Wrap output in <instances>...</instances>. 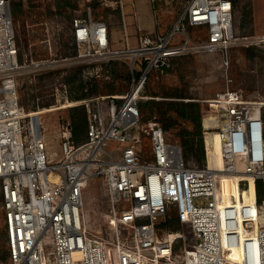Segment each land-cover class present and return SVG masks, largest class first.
I'll list each match as a JSON object with an SVG mask.
<instances>
[{
  "label": "built area",
  "instance_id": "2783aa9c",
  "mask_svg": "<svg viewBox=\"0 0 264 264\" xmlns=\"http://www.w3.org/2000/svg\"><path fill=\"white\" fill-rule=\"evenodd\" d=\"M72 25L77 53L70 64L84 61L89 68L119 53L111 51L105 21L78 16ZM189 28L205 38L190 35ZM140 30L128 54L139 76L125 93L81 100L85 138L76 143L73 123L65 120L59 128L62 155L55 160L40 120L43 111H27L19 99L22 83L54 69V61L20 59L10 0H0V195L12 264H264V99L231 88L227 75L226 87L205 100L204 164L186 159L157 115L142 122L140 109L149 98L143 91L152 72H165L177 57L211 47L228 74L232 48L264 46V34L239 35L233 0H188L169 30ZM178 32L184 42L174 40ZM96 68L86 74L101 77L102 66ZM62 86L59 102L66 103L55 109L77 104L69 102L67 84ZM216 138L220 165L212 156ZM112 139L125 144L115 154L106 149ZM94 177L103 178L109 197L106 234L92 231L82 216L83 191ZM225 177L238 185L237 204L225 202ZM252 188L253 198L247 194ZM169 212L179 230L165 225Z\"/></svg>",
  "mask_w": 264,
  "mask_h": 264
},
{
  "label": "rangeland",
  "instance_id": "374dc122",
  "mask_svg": "<svg viewBox=\"0 0 264 264\" xmlns=\"http://www.w3.org/2000/svg\"><path fill=\"white\" fill-rule=\"evenodd\" d=\"M187 2L188 0H10L20 59L54 61V69L43 72L33 83L25 81L19 90V99L27 111H43L40 120L50 156L57 160L62 155L60 125L67 119L73 123L71 113L75 107L81 106L86 110L85 105L79 103L83 99L71 98L73 86L68 78L80 69L83 80L97 78L100 93L94 96L125 93L134 77L139 76L138 71L131 70L128 54L137 45L141 35L140 28L143 31L169 30L177 22ZM78 16H91L108 24L112 37L111 51H119L113 53L114 59L91 64L89 68L84 61L70 64V57L77 53L72 21ZM234 25L239 35L264 34V0H237L234 3ZM188 31L194 37L199 34L197 28H189ZM199 37L205 38V34H199ZM174 40L184 42L185 36L178 32ZM125 49L128 52H121ZM229 59L228 74L221 65L219 52L194 51L174 59L172 67L165 72H152L148 75L143 91V95L149 98L140 102L144 104V117L158 114L160 106L157 102L192 97L201 104L203 118V110L207 106L205 100L226 87L227 75L231 78V88L242 90L249 98L264 99V46L234 47L230 51ZM111 64L115 67L113 74ZM106 65H109L111 74L105 69ZM101 66V77L97 73L93 76L86 74L89 69L96 70V67ZM109 82L116 89L114 93L107 90ZM63 84H67L69 88V102L77 104L55 109L66 103L63 99L59 102L63 96ZM177 94L189 98L177 97ZM160 122L168 140L182 145L179 135L181 124H174L166 129L164 122ZM84 137L85 134L82 139ZM203 139L205 141L204 135ZM145 143H149V140H145ZM124 146V143L112 139L107 141L106 149L115 154ZM184 153L189 162L200 164L193 154ZM204 161L206 163V157ZM222 189L229 190L226 180L222 181ZM83 200L82 216L88 227L94 232L102 230L106 234L110 204L102 177H94L88 181L83 191ZM171 215L175 216L173 212ZM7 251L9 247L6 220L0 195V264H12L9 257L4 258Z\"/></svg>",
  "mask_w": 264,
  "mask_h": 264
},
{
  "label": "trees",
  "instance_id": "16d2710c",
  "mask_svg": "<svg viewBox=\"0 0 264 264\" xmlns=\"http://www.w3.org/2000/svg\"><path fill=\"white\" fill-rule=\"evenodd\" d=\"M236 2L237 0H233V4H236ZM111 66L113 74V72L115 71V67L113 64H111L110 67ZM106 68L109 71V65H106L105 69ZM81 76V70L79 69L75 72V74L71 75L68 78V82L73 86V91L70 94L72 99H85L100 93V85L97 78L91 77L86 80H83ZM107 90L110 91V93H114V91H116L115 87L111 82H109ZM175 96L181 98H189L188 96H184L183 94H177ZM190 98L191 99L164 100L162 102H157V104H159L160 106L158 108V114L161 115V118H159V115L157 113L150 114L148 117H144V112L142 110V106L144 104L140 103L142 122H145L147 119L157 115L158 119L164 122V127L166 129H168L174 124H181L182 128L179 135L183 141L182 147L185 149L184 152L193 154L200 164H204L206 150L205 141L203 139L201 104L198 101L192 99V97ZM71 118L73 120L74 126V140L77 143L83 140V135L86 134V110L81 106L75 107L71 113ZM185 157L187 159L186 154ZM251 193L252 195H254L253 188L251 189ZM258 195L259 199L261 200V198L263 197V186L261 182H258ZM165 225H167V227L171 228L172 230H179L180 228L179 222L177 221L175 216L171 215V212H169V214L167 215V222L165 223ZM8 257L10 258V251H7L4 254L5 259Z\"/></svg>",
  "mask_w": 264,
  "mask_h": 264
},
{
  "label": "bare ground",
  "instance_id": "6f19581e",
  "mask_svg": "<svg viewBox=\"0 0 264 264\" xmlns=\"http://www.w3.org/2000/svg\"><path fill=\"white\" fill-rule=\"evenodd\" d=\"M194 52H214V50L211 47L206 48H197L194 50ZM35 114V113H33ZM214 163L217 165H220L222 162L221 159V152H220V145L219 140L216 138L215 141V150L212 152ZM226 180L227 188L229 186L228 191H223L224 199L227 204H237L239 203V188L234 178L231 177H225L223 178V181ZM251 192V191H250ZM250 197H254L252 193H247Z\"/></svg>",
  "mask_w": 264,
  "mask_h": 264
},
{
  "label": "water",
  "instance_id": "95a60500",
  "mask_svg": "<svg viewBox=\"0 0 264 264\" xmlns=\"http://www.w3.org/2000/svg\"><path fill=\"white\" fill-rule=\"evenodd\" d=\"M36 122H38V117H36Z\"/></svg>",
  "mask_w": 264,
  "mask_h": 264
}]
</instances>
